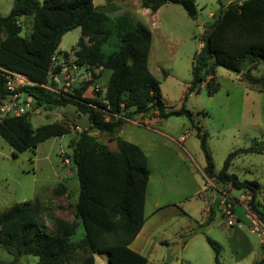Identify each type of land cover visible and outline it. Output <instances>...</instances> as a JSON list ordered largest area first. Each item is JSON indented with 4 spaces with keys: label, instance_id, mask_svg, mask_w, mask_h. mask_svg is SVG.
<instances>
[{
    "label": "trees",
    "instance_id": "16d2710c",
    "mask_svg": "<svg viewBox=\"0 0 264 264\" xmlns=\"http://www.w3.org/2000/svg\"><path fill=\"white\" fill-rule=\"evenodd\" d=\"M166 4L179 5L191 19L197 18L196 0H141V6L153 12ZM26 19L30 22V35L25 37L21 35V22ZM76 28L81 29V37L74 49L75 64L88 68L95 77L96 71H110L104 101L84 96L90 81L81 88L73 84V94L41 87L48 82L56 56H69L68 52L57 50L63 36ZM201 43L193 61L192 84L182 107L167 110L160 82L148 66L152 33L145 24L126 14L112 19L93 0H14L10 13L0 15V68L23 74L37 84L21 91L32 96L39 106H73L87 116L89 127L70 143L79 183L73 208L75 221L57 220L56 230L50 231L42 221L37 204L32 201L15 204L0 211L1 247L15 258L36 257L37 264L76 261L95 264L96 254H106L109 264H149L146 257L130 248L146 220L148 160L138 145L115 136L123 125L121 118L156 111L161 119L186 115L194 122L192 112L185 105L188 96L191 92H200L204 82L209 95L217 93L218 67L241 74L264 93V77L252 75L264 61V0L233 1L222 6ZM63 69L58 65L54 72L58 74ZM0 84L3 86L1 74ZM103 110L110 113L108 120V113ZM116 115L121 118L117 119ZM193 128L205 156V177L237 190L250 191V209L264 222V212L256 203L259 184L240 181L237 175L228 173L238 154H264V146L235 150L228 155L223 169L216 172L207 147L208 134L195 124ZM93 132L115 137L117 149H109ZM69 133L66 122L34 128L30 115L0 116V136L13 148L14 158ZM76 221L85 230L79 241L74 240ZM207 242L218 262L219 247L209 237ZM263 263L264 260L255 264Z\"/></svg>",
    "mask_w": 264,
    "mask_h": 264
},
{
    "label": "rangeland",
    "instance_id": "374dc122",
    "mask_svg": "<svg viewBox=\"0 0 264 264\" xmlns=\"http://www.w3.org/2000/svg\"><path fill=\"white\" fill-rule=\"evenodd\" d=\"M93 1L97 5L105 2ZM232 1L243 0H196L195 20L175 4L164 5L148 21L136 16L134 0L126 5L117 1L120 9L104 11L112 19L118 14H126L149 26L154 36L149 68L160 82L166 109L178 110L191 87L193 61L200 51L204 35L214 21L212 16ZM13 7L14 0H0V14L3 16L8 15ZM21 23V35L29 36L30 22L26 19ZM80 37V28L63 36L57 52H68L69 56H56L46 85L55 91L73 94L74 83L78 85L75 87L81 88L90 81L84 96L104 101L109 74L96 71L95 77L88 68L75 70L74 49ZM58 65L64 69L57 74L54 69ZM247 69L248 65L243 70L246 72ZM254 70L252 75L264 77V63L258 64ZM64 71L73 73L74 83L64 82L61 75ZM216 76L219 83L217 93L209 95L204 82L200 92L194 91L188 96L185 105L192 112L194 122L186 115L161 119L156 111L129 118L116 115L117 119H122L123 125L115 136L139 145L147 156L150 178L146 214L151 218L155 216L152 210L157 202L164 204L176 201L180 205L167 209L172 211L171 208L178 207L179 212L166 214L165 220H169V224L163 234L161 229L153 231V226L150 227L152 237L143 249L149 264H255L264 260L261 238L251 232L244 207L245 204L249 207L250 191L237 190L205 177V156L193 128L195 124L208 134L207 147L215 171L220 172L228 155L235 150L264 146V93L258 86L242 78L241 74L222 67L217 68ZM207 79L211 80L210 77ZM30 120L34 128L66 122L70 133L47 140L33 151L19 153L16 158L13 157V148L0 136V211L32 201L39 207L43 223L50 231H55L57 220L75 221L73 208L79 194V183L70 143L81 131L88 129L87 116L77 112L73 106L45 105L39 106L30 115ZM92 134L109 149H117L115 137L98 132ZM228 173L237 175L240 181L259 184L256 203L264 212V154H238L232 160ZM225 199L236 206L237 216L242 218L235 225H243L244 246L233 248L231 245L229 239L232 229L227 228L222 216ZM210 203L215 218L212 222L198 226L202 211ZM76 223L78 227L74 240L79 241L84 237L85 230L82 224ZM207 237L217 242L218 262ZM95 259V264H109L106 254H96ZM37 263L36 257L15 258L0 246V264Z\"/></svg>",
    "mask_w": 264,
    "mask_h": 264
},
{
    "label": "built area",
    "instance_id": "2783aa9c",
    "mask_svg": "<svg viewBox=\"0 0 264 264\" xmlns=\"http://www.w3.org/2000/svg\"><path fill=\"white\" fill-rule=\"evenodd\" d=\"M79 67L75 65V70ZM0 74L3 78V86L0 84V116H15L20 117L24 115H31L39 109L37 101L32 97L22 92L21 89L26 86H35L34 82L29 80V78L23 74L12 72L3 68H0ZM63 75L64 82H75L73 81V73L64 71L61 73ZM75 84V83H74ZM41 87L61 93L60 91H55L47 85H41ZM6 93V97L5 94ZM108 113V110H103ZM110 113H108V117ZM109 118H107L108 120ZM222 216L225 218L226 226L232 227L236 222H239V217L236 213V206L231 204L230 200L225 199L222 203ZM247 213V220L249 222V228L251 232L256 233L261 238V244L264 246V222L257 216L255 212L250 209L246 204L244 205ZM209 206L206 205L204 210L205 217L208 216Z\"/></svg>",
    "mask_w": 264,
    "mask_h": 264
},
{
    "label": "crops",
    "instance_id": "0c3cea01",
    "mask_svg": "<svg viewBox=\"0 0 264 264\" xmlns=\"http://www.w3.org/2000/svg\"><path fill=\"white\" fill-rule=\"evenodd\" d=\"M117 1L123 2V3H125V5L127 3L129 4V2H130V0H105V2L103 4L97 5L96 3H94V1H93V3H94V5L96 7H99V8L104 9V10L105 9H113V10H116L118 8L120 9V7H121V6L118 7L119 5L117 6V3H116ZM134 4H135V8H136V16L139 19H144V21H148L149 19H152L155 16V14L160 10L159 9L156 12H153L150 9L143 8L141 6V0L140 1L134 0ZM0 15H2V14H0ZM216 15L217 14H214L212 16V19H215V16ZM119 16H120V14L116 15L115 18H113V19H116ZM145 25L149 28V26L147 24H145ZM153 40H154V36L152 34V44H151V48L153 46ZM150 52H151V49H150ZM149 56H150V53H149ZM260 63H264V62L262 61ZM148 66H149V58H148ZM253 71H255V70H253ZM148 186H149V183H148ZM147 193H148V188H147ZM201 198H202V196H201ZM146 201H147V196H146ZM176 205L177 206L179 205L178 202H176V201L166 202L164 204L163 203L161 204V203H158L157 202L155 204L153 210H152V214H154L155 216L151 218L150 216H148L146 214V202H145V218H146L145 224H144L141 232L138 234V236L135 238V240L130 244V248L132 250H134L135 252L139 253L140 255L146 257L145 256V253L143 252V249H144L146 243L149 240H151V237H152V231L150 230V227L153 226V231H154V229H156V230L157 229H161L162 230V234H163V232L165 231V227L167 228L168 227V224H169V220H165L166 214H171V213L178 214V212H179L178 207H177V209L171 208L170 210H172V211H168L167 209H169L172 206H176ZM202 212L203 213L201 214V220L198 223L199 224L198 226H203L207 222H212L213 219L215 218V215H216L213 211L211 212V203H210V206H209L208 216L205 217L204 211H202ZM176 216H178V215H176ZM241 221H242V218L239 216V222H241ZM242 226L243 225H241L240 223H238V224L232 226L233 228L232 227H229V228L227 227L229 230H230V228L232 229L230 231L231 232V235H230V239L229 240H230L231 245H232L233 248L234 247H238V246L241 247V246H244V244H246L244 234L242 233V228H243ZM215 243H217V242H215ZM147 260H148V258H147ZM148 262H149V260H148ZM95 263H96V259H95Z\"/></svg>",
    "mask_w": 264,
    "mask_h": 264
}]
</instances>
